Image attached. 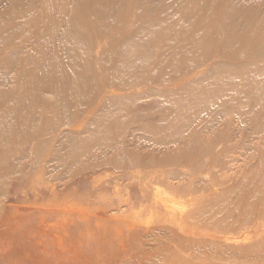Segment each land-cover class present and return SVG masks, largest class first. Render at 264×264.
Returning a JSON list of instances; mask_svg holds the SVG:
<instances>
[{
	"label": "rangeland",
	"instance_id": "obj_1",
	"mask_svg": "<svg viewBox=\"0 0 264 264\" xmlns=\"http://www.w3.org/2000/svg\"><path fill=\"white\" fill-rule=\"evenodd\" d=\"M6 1L0 264H264V0Z\"/></svg>",
	"mask_w": 264,
	"mask_h": 264
},
{
	"label": "bare ground",
	"instance_id": "obj_2",
	"mask_svg": "<svg viewBox=\"0 0 264 264\" xmlns=\"http://www.w3.org/2000/svg\"><path fill=\"white\" fill-rule=\"evenodd\" d=\"M14 2H2V3H0V31H6L7 30V28L5 27V22H6V26H7V24H8V22H9V19L8 18H10V17H12V16H14V14L17 12V6L15 5V4H13ZM71 8V7H70ZM21 15H23L20 11L18 12V14L15 16V17H20ZM67 22H68V20H67ZM58 24V22H57V20L56 21H53L52 22V24H51V26H53V25H57ZM31 25V24H30ZM29 25V26H30ZM8 32L10 33V30H8ZM5 33H7V32H5ZM5 33H4V35H3V37L5 36ZM64 35L65 36H67L68 38H72L73 36H74V32H73V30L72 29H66L65 31H64ZM27 40V39H26ZM20 41H21V43H23L24 42V39H20L19 40V42L17 43V44H20ZM5 48H8V45H5ZM3 50H4V47H3V45L1 44V41H0V53H3ZM24 50V49H23ZM16 51L19 53L20 52V49L18 50V48H16V49H14L13 50V53L14 54H18V53H16ZM4 54V53H3ZM5 56H6V54H4ZM41 55L43 56V53L41 52ZM7 57V56H6ZM8 57H11L10 56V54L8 53ZM42 60H43V66H44V68H47L48 69V67H49V65H47V61H49L50 60V58H47L46 57V54H45V57H42ZM3 61V64H5V66L6 67H9V71H10V69L11 70H14L15 68L18 70V72L21 74V71H22V68L24 69V70H26V67H27V65H26V62H20V61H18V62H14V63H11L10 61L8 62L7 60H0V62H2ZM41 66L42 65H40V66H37L38 68L40 67L41 68ZM57 66H58V63L56 62V69H57ZM122 70L124 69V67H122L121 68ZM126 70V69H125ZM124 70V71H125ZM10 73V72H9ZM8 73V74H9ZM74 73V72H73ZM4 79H5V81H8V77L7 76H4ZM58 79L56 78L55 80L53 79V80H50V81H54V82H45L46 81V79H42V81L43 82H34V83H36V84H33V86L31 85V88L34 90V92H32L33 94H35V95H38V94H40V95H42V93H48V92H51V94L52 93H55V95H56V99H55V101H53V102H46V104H43L42 106L44 107V108H51L50 109V111L52 110V108L55 110V113H59V112H61V110H64V111H66L65 109H64V107H66L67 109H68V107L67 106H65L64 105V103H65V101H67V100H65V98H66V94L67 93H73L74 92V90H73V88L71 87L72 85H71V82H69L68 83V85H67V83H66V85H64L63 86V83L64 82H58L57 81ZM16 83H20V82H16ZM71 85V86H70ZM79 88V87H78ZM110 89V88H109ZM216 94V93H215ZM30 101V100H29ZM42 101V100H41ZM44 101V103H45V99L43 100ZM42 101V102H43ZM91 102V101H90ZM90 102H89V104H90ZM25 103H27V102H25ZM70 106V105H69ZM184 107V106H183ZM180 108H182L181 106H180ZM183 109V108H182ZM60 110V111H59ZM75 110V109H74ZM203 110V109H202ZM59 111V112H58ZM182 111V110H181ZM195 111L196 112H198L199 110L198 109H195L194 110V112L193 113H195ZM200 111H201V109H200ZM43 112V111H42ZM70 112L71 111H69L68 110V114H70ZM184 112V109H183V111H182V113ZM48 113V112H47ZM63 113H65V112H63ZM67 113V112H66ZM74 113H75V111H74ZM62 114V113H61ZM60 114V117L62 116ZM68 114H66V116L68 115ZM196 114V113H195ZM64 115L65 114H63V117H64ZM71 115H72V113H71ZM71 115H69V116H71ZM192 115H194V114H192ZM66 116H65V118H66ZM69 116H68V118H69ZM24 120V119H23ZM22 120V121H23ZM65 120L66 119H64L63 118V121H64V123H65ZM67 121V120H66ZM68 121H70V122H68ZM68 121L65 123V124H67V123H71V122H73V121H71V120H69L68 119ZM26 122V121H25ZM25 122H24V124L23 125H19V126H17V128H16V130H14V131H17V134H18V136H16L17 137V143L18 144H21L24 140H25V137L27 138V135L24 133V128L26 129L27 128V123L25 124ZM22 123V122H21ZM62 124V123H61ZM63 125V124H62ZM5 129L6 128H3V129H1L4 133H5ZM8 131L9 130H6V132L8 133ZM10 132V131H9ZM11 132H12V130H11ZM22 132L24 133V134H22ZM12 133H14V132H12ZM22 134V135H21ZM7 136H9V135H7ZM7 136H6V134H5V140H6V144H9L10 143V139H11V137H9V138H7ZM10 136H13V134L11 135L10 134ZM13 140H15V137H13ZM13 140H12V142H13Z\"/></svg>",
	"mask_w": 264,
	"mask_h": 264
}]
</instances>
